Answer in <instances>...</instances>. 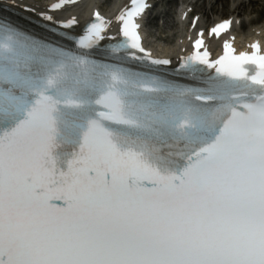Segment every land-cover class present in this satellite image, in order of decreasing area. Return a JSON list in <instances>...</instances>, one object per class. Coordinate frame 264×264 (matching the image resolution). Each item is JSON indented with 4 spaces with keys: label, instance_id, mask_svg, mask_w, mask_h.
<instances>
[{
    "label": "snow or ice",
    "instance_id": "1",
    "mask_svg": "<svg viewBox=\"0 0 264 264\" xmlns=\"http://www.w3.org/2000/svg\"><path fill=\"white\" fill-rule=\"evenodd\" d=\"M78 5L0 17V264H264V18Z\"/></svg>",
    "mask_w": 264,
    "mask_h": 264
},
{
    "label": "bare ground",
    "instance_id": "2",
    "mask_svg": "<svg viewBox=\"0 0 264 264\" xmlns=\"http://www.w3.org/2000/svg\"><path fill=\"white\" fill-rule=\"evenodd\" d=\"M97 1L100 2V0H97ZM107 1H112V0H106V2L103 4L104 6H106L108 4ZM226 1L227 0H224L225 5H226ZM170 2H171V4H175L176 0H170ZM252 2H254V4L256 5V8L258 10V16H257V18H259V19L264 18V7H263V5H261V3H257L255 0H249V3H252ZM224 9H225V11L224 12H221V13H223V14H221V16H224V15L226 16V15H228V14H230V13L233 12V11L232 12L231 11L230 12L227 11L226 10V6L224 7ZM197 10L203 11V9H201V8H198ZM241 10H245V9H240V11ZM212 16H213L212 20L215 19V17L217 16V10L216 9L214 10ZM218 18H219V16H218Z\"/></svg>",
    "mask_w": 264,
    "mask_h": 264
},
{
    "label": "rangeland",
    "instance_id": "3",
    "mask_svg": "<svg viewBox=\"0 0 264 264\" xmlns=\"http://www.w3.org/2000/svg\"><path fill=\"white\" fill-rule=\"evenodd\" d=\"M245 3L247 5H249V9L248 10H251L252 9L251 5L248 4L247 2H245ZM216 10H217V13L219 14V12L223 11L224 9H216ZM169 11H170V14L173 16V6H172V8ZM209 15H211V13Z\"/></svg>",
    "mask_w": 264,
    "mask_h": 264
}]
</instances>
